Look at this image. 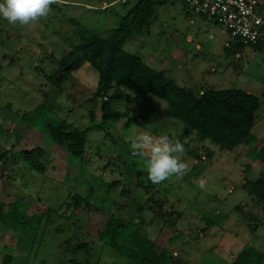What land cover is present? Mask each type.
I'll return each instance as SVG.
<instances>
[{"label": "rangeland", "instance_id": "rangeland-1", "mask_svg": "<svg viewBox=\"0 0 264 264\" xmlns=\"http://www.w3.org/2000/svg\"><path fill=\"white\" fill-rule=\"evenodd\" d=\"M110 1L55 0L46 17L23 26L0 18V200L23 199L31 213L43 214L28 246H18L9 228L0 229V264H134L100 239L103 211L142 230L175 264H233L247 245L264 254V201L245 187L250 176L264 171L258 154L264 145V44L238 47L220 25L176 0L160 7L149 34L139 31L124 45L197 95L222 88L257 95L253 145L229 150L200 141L170 115L163 99L119 85L109 91V102L122 116L102 126L101 101L95 98L98 71L88 63L66 75L56 70L83 37L107 36L118 26L116 7L129 9L137 0L106 9ZM190 16L196 25L186 26ZM40 104L49 109L45 118L56 114L85 132L78 172L63 147L24 119ZM143 133L181 143L183 150L174 155L186 169L153 184L147 150L134 154ZM36 147L45 151L43 173L19 157L21 150Z\"/></svg>", "mask_w": 264, "mask_h": 264}, {"label": "trees", "instance_id": "trees-1", "mask_svg": "<svg viewBox=\"0 0 264 264\" xmlns=\"http://www.w3.org/2000/svg\"><path fill=\"white\" fill-rule=\"evenodd\" d=\"M167 1L176 0H137L109 35L92 33L75 44L60 59L56 74L66 75L85 63L98 71L95 98L101 101L102 126L108 119L122 116L109 102V91L114 85H119L141 96L154 94L163 99L170 115L194 130L200 141L209 140L229 150L241 143L253 145L257 139L251 131L255 125V113L260 107L257 95L242 88L207 89L197 95L124 48L127 39L143 29ZM235 43L238 47L246 46L239 40ZM262 44L251 46L258 48ZM48 110L46 105L40 104L26 111L23 117L30 124H39L50 139L63 147L78 172L85 156V132L56 114L45 118L44 113ZM258 154L264 161V145L258 149ZM44 155L45 151L40 147L19 152V157L40 173L46 171ZM245 187L249 194L264 201V171L250 176ZM42 218L41 212L31 213L23 199L12 202L0 200V229L9 228L18 238V246L23 242L25 246L33 243ZM97 225L102 242L134 264H175L167 249H158L152 238L123 217L103 211ZM25 246H21L20 251L25 250ZM233 264H264V254L247 245L236 255Z\"/></svg>", "mask_w": 264, "mask_h": 264}, {"label": "clouds", "instance_id": "clouds-1", "mask_svg": "<svg viewBox=\"0 0 264 264\" xmlns=\"http://www.w3.org/2000/svg\"><path fill=\"white\" fill-rule=\"evenodd\" d=\"M54 2L55 0H0V18L9 24L28 25L46 17ZM145 150L148 153L145 160L148 179L153 184H159L173 174H180L187 167L174 155L183 150V145L178 141L171 142L166 135L158 139L148 133L139 135L134 154L143 156Z\"/></svg>", "mask_w": 264, "mask_h": 264}, {"label": "built area", "instance_id": "built-area-1", "mask_svg": "<svg viewBox=\"0 0 264 264\" xmlns=\"http://www.w3.org/2000/svg\"><path fill=\"white\" fill-rule=\"evenodd\" d=\"M126 2V0H121ZM185 8L220 25L245 45L264 43V0H181Z\"/></svg>", "mask_w": 264, "mask_h": 264}, {"label": "crops", "instance_id": "crops-1", "mask_svg": "<svg viewBox=\"0 0 264 264\" xmlns=\"http://www.w3.org/2000/svg\"><path fill=\"white\" fill-rule=\"evenodd\" d=\"M116 1H121V0H112V1H110V2H108V3H106V6H104V7H106V9L107 8H110L113 4H114V2H116ZM180 2H181V0H179ZM169 1H167L166 3H168ZM170 2H173V1H170ZM124 3V2H123ZM126 3V2H125ZM182 3V2H181ZM165 4V3H164ZM111 5V6H110ZM163 5V4H162ZM161 5V6H162ZM182 5H183V3H182ZM160 6V7H161ZM184 6V5H183ZM160 7H159V9H160ZM185 7V6H184ZM116 9L117 10H115L116 11V13H118L117 15H120V18L122 17V16H124L126 13H127V11H128V9H122V8H118V7H116ZM159 9H158V12H157V14L154 16V17H152V19L145 25V27L143 28V29H141L140 31H142V30H144V29H148V34H149V32H151V30H150V27L151 26H154V24L155 23H157V21L156 20H158V18H159ZM186 9V8H185ZM188 11V10H187ZM190 12V11H189ZM198 16V15H197ZM200 17V16H199ZM120 18H119V20H120ZM189 18V20H188V22L186 21V18H185V23H186V26H189V25H187L188 23L190 24V23H193L194 25H196V21L193 19V18H191V16L190 17H188ZM201 18V17H200ZM202 20H203V18H201ZM206 21V20H205ZM137 33H139V31L138 32H136L135 34H133L131 37H133L134 35H136ZM128 40V39H127ZM127 42V41H126ZM125 42V43H126ZM125 45V44H124ZM202 45L200 44V43H197V47L198 48H200ZM160 47V46H159ZM147 63V62H146Z\"/></svg>", "mask_w": 264, "mask_h": 264}]
</instances>
